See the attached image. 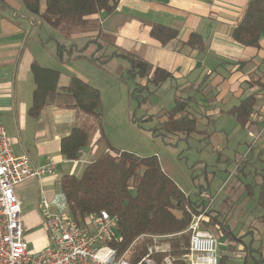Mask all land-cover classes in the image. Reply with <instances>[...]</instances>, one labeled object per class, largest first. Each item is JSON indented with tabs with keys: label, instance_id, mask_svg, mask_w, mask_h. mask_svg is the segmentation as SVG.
<instances>
[{
	"label": "crops",
	"instance_id": "obj_1",
	"mask_svg": "<svg viewBox=\"0 0 264 264\" xmlns=\"http://www.w3.org/2000/svg\"><path fill=\"white\" fill-rule=\"evenodd\" d=\"M248 1L116 0L111 11H101L88 17L90 21L86 26L98 24V31L78 36L83 39V41L80 40L81 48L78 49L77 44L71 43L59 58L60 68L57 69L52 66L53 62L49 59L52 55L47 57L41 51V45L44 44L40 38L41 26L45 23L49 28L52 29V27L45 21L30 15L19 0H0V5L5 7L8 5L11 10V16L0 13V110L6 112L7 128L14 130L15 140L19 143V148L16 150L11 144L12 152L15 155H28L34 166L48 162L56 163L53 174L35 178L40 187V201L42 196L49 201H59L61 190L59 179L62 176L58 177L60 170H68L66 174L77 173L82 169L81 165L87 164L97 155V142H91L92 136L88 144L81 149L77 160H67L60 153L61 138L74 127L76 119L86 116L69 106L71 99L63 88L68 85L72 75L98 87L91 84L81 68L72 67L73 64L70 63V60L93 62L82 52L87 47L89 34L97 38L102 37L99 33L111 37V42L102 41L106 47L99 53L107 58V62L110 63L113 57L117 56L115 53L124 51L139 56L149 64L151 70L147 76L131 75L130 77L133 83H137L140 87L153 84L151 80L155 68L167 71L169 77L159 87L153 84V92L164 88L173 98L174 93L186 96L194 87H198L200 92L195 95L196 106H199L202 112L199 111L196 114L200 117L205 116L210 122L218 123L225 114L219 105L224 102L240 101L250 86L248 83H252L254 75L261 77L263 74L262 70L260 74V69L264 66V31L260 35L261 49L259 50L242 46L231 36L233 28L243 17ZM22 7L24 12L20 11ZM18 11L20 12L17 13ZM26 15L33 16L35 19L28 18ZM153 23L175 29L177 36L161 44L149 33ZM27 27L29 31L36 30L37 27L38 36L30 34ZM191 33L200 35L204 43L203 50L192 49L184 44ZM54 34L49 35L50 40L55 38ZM109 47L113 50L107 51ZM77 50L78 53L75 52ZM33 62L43 67L57 69L59 71L57 86L60 89L55 99L46 104L35 117L28 113L34 89V80L30 71V65ZM120 74L119 78H121ZM251 90L257 95L256 98H262V91L258 93V86ZM260 108L256 109L258 110L256 115L264 118V109ZM84 118L86 123L90 122V117ZM255 120L252 114L250 122L246 126H240L248 134L249 131L251 132L249 127L254 126ZM107 147L104 144L103 150L108 149ZM27 186H30V183L14 188L20 201V219L21 221L24 219L26 224L32 211L24 212L21 193H24L23 188ZM50 210L56 211L58 208L53 204ZM31 241L35 242V249L40 250L48 243L47 233L44 231V234Z\"/></svg>",
	"mask_w": 264,
	"mask_h": 264
},
{
	"label": "rangeland",
	"instance_id": "obj_2",
	"mask_svg": "<svg viewBox=\"0 0 264 264\" xmlns=\"http://www.w3.org/2000/svg\"><path fill=\"white\" fill-rule=\"evenodd\" d=\"M44 1L40 0L41 8L44 6ZM7 7L0 5V13L11 16V10ZM20 11L24 12L23 7ZM26 16L35 19L33 16ZM98 28L99 25L94 23L84 28L65 25L59 29H51L43 23L40 29V38L44 42L41 45V51L47 57L51 54L49 59L53 62L52 66L59 69L57 45H64L67 50L71 43H75L80 49V40L83 41V39L78 36L98 31ZM37 29L36 27V30L29 31L27 27V31L36 37ZM51 33H55V38L50 40ZM99 34L101 38L89 34L87 47L82 51L88 57L93 56L95 58L93 62L70 60L72 67L81 68L91 84L98 86L100 91L101 117L95 132H91V142H97L96 154L103 150V140H105L113 150H124L138 156L155 155L162 170L189 198V201L198 202L201 193L209 194L210 214L217 215L218 220L226 225V229L240 239L233 252H230L225 248L233 243L232 240L221 237L218 231L206 227L218 240L219 253L226 256L224 264H243L242 256L245 254V246L253 250L252 258L246 264H256L253 263L254 260L259 262L257 264H264V226L258 220L261 209L256 203L259 184L264 180V118L256 115L258 114L256 109L260 108L261 104V108L264 109V91L261 93L262 100L260 97L256 98L253 104V118L256 120L249 130L256 134L255 138L249 134L250 131L247 134V131L234 119L235 116L228 111L231 106L238 104L239 100L219 105L225 114L218 123L210 122L205 116L197 115L196 113L202 112V109L192 104V111L199 118L196 131L192 133H166L154 130L157 120H144L142 115L145 112L159 114L171 107L173 103L171 93L164 88L153 92V84L138 88L139 85L134 84L130 79L131 76L129 77L126 73L128 63L124 58L116 56L109 63L107 58L99 54L106 47L102 41L111 42L110 36ZM100 45L102 47H99ZM106 50L113 49L109 47ZM261 70L263 73L264 66L260 69V74ZM257 77L258 75L255 74L253 79ZM248 84L250 86L241 99L252 93L253 87L257 88L256 82ZM5 115L6 112L0 110V123L6 126L7 136L16 150L19 148V143L15 140L14 130L7 128L8 120ZM83 117L86 116L76 119L74 126L86 124V119ZM85 165L86 163L81 166ZM82 169L73 173L79 175ZM67 172L68 170L65 169L60 170L58 177ZM27 183H30V186L23 188L24 193H21L22 208L24 212L32 211V213L28 223L26 224L24 219L22 223L29 249L36 251L39 249H35L36 244L31 240L44 234V231L47 233L44 227L45 212L40 201V187L35 178L25 179L15 187ZM246 187H251L248 188L249 193ZM42 188L47 187L42 186ZM55 192H57L56 187ZM172 254L173 258L178 256L175 251ZM175 264L181 263L177 261Z\"/></svg>",
	"mask_w": 264,
	"mask_h": 264
},
{
	"label": "trees",
	"instance_id": "obj_3",
	"mask_svg": "<svg viewBox=\"0 0 264 264\" xmlns=\"http://www.w3.org/2000/svg\"><path fill=\"white\" fill-rule=\"evenodd\" d=\"M19 1L29 14L45 21L54 29L65 25L85 27L90 21L89 16L101 11L109 12L116 3V0H45L41 8L40 0ZM263 31L264 0H249L243 17L233 28L231 36L238 44L259 50L260 35ZM149 33L161 44L177 36L175 29L158 23L151 25ZM184 44L199 51L204 49V43L197 33H191ZM64 51L63 45H57V57L61 58ZM115 54L128 62L126 73L129 77L131 75L144 77L151 70L149 64L135 54L124 51ZM89 59L93 61L95 58ZM30 71L34 89L28 113L35 117L46 104L55 99L60 90L57 86L59 71L35 62L30 65ZM168 77L167 71L155 68L151 82L159 86ZM263 78L264 72L261 77L252 79L260 91H264ZM63 90L71 99L69 106L91 118L90 122L82 126L72 127L60 140V153L65 159L73 161L79 158L81 149L88 144L91 132L98 126L101 117L99 110L101 96L96 87L75 75L70 77L68 85ZM198 92L199 88L194 87L191 94L186 96L174 93L171 107L159 114L145 112L142 119L157 120L154 130L166 133H192L196 131L199 123L198 116L192 111V104H196L195 95ZM255 96L251 93L228 109L241 126L250 122ZM103 141L108 149L99 152L83 167L78 176L63 174L59 179V186L71 216L81 225L88 214L102 209L117 215L119 232L123 237L120 249H124L143 232L180 233L170 239V244L173 251L178 255L182 254L187 247L188 236L181 232L189 225L192 215L201 211V199L199 198L198 202L189 201L162 170L155 155L138 156L128 151L113 150L107 141ZM248 188L251 187L245 188L247 193L250 192ZM256 203L261 209L258 220L264 226V180L259 184ZM206 216L204 226L218 231L221 237L232 240L233 243L228 244L225 249L233 252L240 239L226 229V225L218 220L217 215H211L207 211ZM244 251L245 255L242 258L243 264H246L252 258L253 250L245 246ZM225 258V255L220 254L219 264H224ZM253 263L259 262L254 260Z\"/></svg>",
	"mask_w": 264,
	"mask_h": 264
},
{
	"label": "built area",
	"instance_id": "obj_4",
	"mask_svg": "<svg viewBox=\"0 0 264 264\" xmlns=\"http://www.w3.org/2000/svg\"><path fill=\"white\" fill-rule=\"evenodd\" d=\"M55 170L54 162L34 166L26 155H15L0 123V264H219L218 240L204 226L210 199L205 193L200 194L201 211L192 215L181 232L187 234L188 244L177 259L172 257L170 239L180 233L143 232L120 249L123 237L118 216L102 209L88 214L80 225L71 216L61 190L59 201L42 196L48 243L40 250H30L14 188L25 179L51 175ZM53 204L58 210H50Z\"/></svg>",
	"mask_w": 264,
	"mask_h": 264
}]
</instances>
